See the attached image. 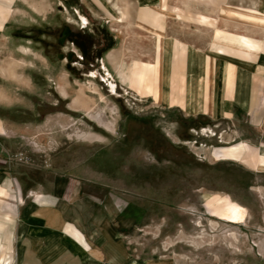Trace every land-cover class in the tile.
<instances>
[{"label":"rangeland","instance_id":"rangeland-1","mask_svg":"<svg viewBox=\"0 0 264 264\" xmlns=\"http://www.w3.org/2000/svg\"><path fill=\"white\" fill-rule=\"evenodd\" d=\"M256 4L264 0H18L0 39V104L12 122L8 172L24 195L52 190L63 177L107 204L108 213L140 207L144 218L123 238L142 264H264V173L225 153L263 148L264 131L244 112L187 121L201 115L188 117L124 81L130 75L137 86L145 71L151 78L160 70V36L168 46L173 39L209 46L218 20ZM116 6L127 14L123 22ZM64 27L80 43L99 42L98 58L90 52L78 59L77 43L59 45ZM74 98L102 108L110 128L84 107L71 108ZM225 194L246 208L226 201L209 211L208 200Z\"/></svg>","mask_w":264,"mask_h":264},{"label":"crops","instance_id":"crops-1","mask_svg":"<svg viewBox=\"0 0 264 264\" xmlns=\"http://www.w3.org/2000/svg\"><path fill=\"white\" fill-rule=\"evenodd\" d=\"M17 7L18 0H0V39L16 17ZM230 13L233 20L220 19L214 26L216 34L209 46L178 39L168 46L160 36V70L151 78L145 71L137 86L130 75L131 81H124L142 94L154 91L156 97L145 95L188 117L232 120L244 112L256 129L264 131V5ZM157 57L144 64H155ZM2 107L0 104V264H142L132 260L123 238L144 218L140 207L129 204L122 211L109 212L110 217L107 204H100L90 194L82 195L79 182L63 177L56 178L52 190L32 189L24 195L8 172L4 149L12 122L3 117ZM225 153L264 173V147L257 150L247 144ZM226 201L246 208L225 194L208 200L209 211Z\"/></svg>","mask_w":264,"mask_h":264},{"label":"flooded vegetation","instance_id":"flooded-vegetation-1","mask_svg":"<svg viewBox=\"0 0 264 264\" xmlns=\"http://www.w3.org/2000/svg\"><path fill=\"white\" fill-rule=\"evenodd\" d=\"M90 38H91V41L94 40L93 37H90ZM58 41H59V45H61L62 47L65 46L66 42H69L70 44H76V43L79 44L80 48L83 49L84 55H83V57H78V59H84V57H86L90 52L94 53L97 56V52L100 48V46L98 44L99 42H96V41L94 43H91L90 45H88L83 39V40H81L82 42L80 43V36H77L75 34V32L70 29V27H64L63 28L61 35L58 36ZM48 43H50V42H48ZM81 44H84L85 46L83 47V45H81ZM52 46H54V45H52ZM49 47H51L50 44H49ZM102 48H104V47H102ZM68 55H69V57L73 58L75 56V52L70 51L67 53V56ZM60 56L63 57V54ZM97 58H98V56H97ZM72 62H73V60H72Z\"/></svg>","mask_w":264,"mask_h":264},{"label":"bare ground","instance_id":"bare-ground-1","mask_svg":"<svg viewBox=\"0 0 264 264\" xmlns=\"http://www.w3.org/2000/svg\"><path fill=\"white\" fill-rule=\"evenodd\" d=\"M111 2H114V0H109ZM116 8L119 10L120 14H121V18L119 19V22H123L124 19L126 18L127 14L122 11V9L118 6H116ZM128 13V12H127ZM126 20V19H125ZM26 50V49H25ZM26 52V51H25ZM113 56L112 54L110 55V58L112 59ZM116 58V57H115ZM65 87V86H64ZM62 93H64L65 95V91L62 90ZM79 97V96H78ZM83 100V99H82ZM85 102V100H84ZM102 102L103 103H106V100L104 98V96L102 95ZM71 108L73 109H82L84 107V110L85 112L87 113V115L92 119L94 120L95 122H97L101 127H104V128H110V125L109 123L106 121V118H105V113H104V110L101 108V110L97 109V110H94L92 108L93 104H89V105H84L83 103H81V100L80 99H75L72 101V103L70 104Z\"/></svg>","mask_w":264,"mask_h":264},{"label":"trees","instance_id":"trees-1","mask_svg":"<svg viewBox=\"0 0 264 264\" xmlns=\"http://www.w3.org/2000/svg\"><path fill=\"white\" fill-rule=\"evenodd\" d=\"M203 115L199 116L198 118H188L187 121H190V122H195V121H199L201 119Z\"/></svg>","mask_w":264,"mask_h":264}]
</instances>
